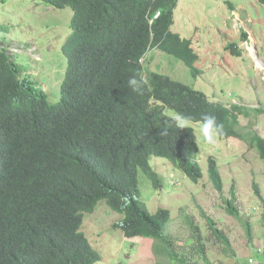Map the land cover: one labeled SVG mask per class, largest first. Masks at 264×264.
<instances>
[{
  "label": "trees",
  "instance_id": "trees-1",
  "mask_svg": "<svg viewBox=\"0 0 264 264\" xmlns=\"http://www.w3.org/2000/svg\"><path fill=\"white\" fill-rule=\"evenodd\" d=\"M43 1L73 10L71 32L61 47L66 68L60 97L50 103L45 88L0 46V264L100 261L101 253L81 230L84 213L93 212L100 200L124 215L114 227L126 237L170 245L164 231L171 211L153 212L141 200L139 171L160 189L152 155L169 159L195 183L203 170L195 129H179L166 108L197 122L203 113L215 115L223 124L220 137H242L264 160V136L240 131L241 116L252 111L243 104L212 102L201 90L157 71L144 77L141 59L154 48L182 60L194 76L199 73L192 40L172 30L180 0ZM228 47L242 54L235 42ZM133 75L147 80L141 95L128 87ZM208 163L211 182L222 192L218 162L210 156ZM253 189L264 203L257 182ZM229 193L225 209L243 221L234 183Z\"/></svg>",
  "mask_w": 264,
  "mask_h": 264
},
{
  "label": "rangeland",
  "instance_id": "rangeland-1",
  "mask_svg": "<svg viewBox=\"0 0 264 264\" xmlns=\"http://www.w3.org/2000/svg\"><path fill=\"white\" fill-rule=\"evenodd\" d=\"M72 15L70 6L55 8L43 0H0V46L45 88L50 103L60 97L66 68L61 47L71 32ZM172 30L192 40L200 57L196 62L199 73L194 76L182 60L154 48L144 60V77L157 71L201 90L212 102L243 104L252 112L241 116L240 131L264 136V3L180 0ZM232 42L241 55L227 48ZM165 111L178 115L171 108ZM190 126L200 147L197 160L203 176L198 183L160 155L150 157L162 178L160 189L139 171L141 200L153 212L161 207L171 211L164 231L171 244L163 247L152 237H126L114 227L124 215L100 200L93 212L84 213L81 226L102 255L95 264H264V203L253 189L257 182L264 197V160L242 137L218 136L212 146L203 141L200 122L191 120ZM210 156L216 158L222 173V192L209 177ZM232 183L244 222L225 209ZM208 218L228 237L229 244L214 232Z\"/></svg>",
  "mask_w": 264,
  "mask_h": 264
},
{
  "label": "clouds",
  "instance_id": "clouds-1",
  "mask_svg": "<svg viewBox=\"0 0 264 264\" xmlns=\"http://www.w3.org/2000/svg\"><path fill=\"white\" fill-rule=\"evenodd\" d=\"M146 57L147 56L141 59V62L143 63V65H144V60H146ZM144 72H145V68H144ZM146 86H147V80L144 77H138L136 75H133L128 79V87L135 94H138V95L143 94L146 89ZM173 119L179 129H186L191 124L190 117L176 115L175 117H173ZM199 131L203 138V141L206 144L215 146L217 142V137L219 135H222L223 133V124L218 122L215 115L203 113L201 114V117H200ZM166 133H167V130L162 129L160 134L166 135Z\"/></svg>",
  "mask_w": 264,
  "mask_h": 264
},
{
  "label": "bare ground",
  "instance_id": "bare-ground-1",
  "mask_svg": "<svg viewBox=\"0 0 264 264\" xmlns=\"http://www.w3.org/2000/svg\"><path fill=\"white\" fill-rule=\"evenodd\" d=\"M261 63H263V62H261Z\"/></svg>",
  "mask_w": 264,
  "mask_h": 264
},
{
  "label": "built area",
  "instance_id": "built-area-1",
  "mask_svg": "<svg viewBox=\"0 0 264 264\" xmlns=\"http://www.w3.org/2000/svg\"><path fill=\"white\" fill-rule=\"evenodd\" d=\"M252 261V260H251Z\"/></svg>",
  "mask_w": 264,
  "mask_h": 264
}]
</instances>
